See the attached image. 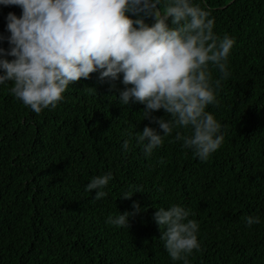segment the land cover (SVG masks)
Masks as SVG:
<instances>
[{"label":"trees","instance_id":"trees-1","mask_svg":"<svg viewBox=\"0 0 264 264\" xmlns=\"http://www.w3.org/2000/svg\"><path fill=\"white\" fill-rule=\"evenodd\" d=\"M195 2L215 17L214 31L236 40L219 104L208 106L223 126L221 147L201 160L174 130L146 155L137 132L163 130L146 118V105L120 103L122 74L70 83L57 106L39 114L15 97L11 81L0 85V264H184L170 257L154 218L172 204L190 208L200 225L191 264H264V0ZM9 12L22 9L0 5V34L10 35ZM107 172L108 194L97 200L86 185ZM134 202L142 210L129 227L107 223L135 213ZM248 215L261 223L249 227Z\"/></svg>","mask_w":264,"mask_h":264},{"label":"clouds","instance_id":"clouds-1","mask_svg":"<svg viewBox=\"0 0 264 264\" xmlns=\"http://www.w3.org/2000/svg\"><path fill=\"white\" fill-rule=\"evenodd\" d=\"M0 5L22 9L21 15L6 16L10 35L0 34L10 45L0 46V85L11 81V92L36 113L55 108L70 83L81 78L99 73L102 81H119L122 74L120 103L146 105V118L163 130L145 126L137 132L146 155L174 130V139L201 160L221 147L223 126L208 106L219 104L216 90L231 75L236 40L214 31L215 17L195 0H0ZM212 68L220 78H213ZM161 109L170 118L152 117ZM129 147L125 140L123 148ZM112 179L111 172L96 175L86 189L95 190L99 200ZM132 196L129 191L122 197ZM133 207L135 213L109 215L107 223L129 227L130 217L142 210L139 202ZM190 216L191 209L181 204L161 206L154 214L167 252L184 264L201 248L200 225ZM246 223L251 227L261 218L248 215Z\"/></svg>","mask_w":264,"mask_h":264}]
</instances>
